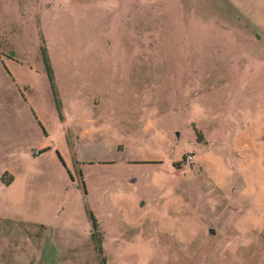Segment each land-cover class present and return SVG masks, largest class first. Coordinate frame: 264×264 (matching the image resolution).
<instances>
[{
  "label": "rangeland",
  "instance_id": "obj_1",
  "mask_svg": "<svg viewBox=\"0 0 264 264\" xmlns=\"http://www.w3.org/2000/svg\"><path fill=\"white\" fill-rule=\"evenodd\" d=\"M0 264H264V0H0Z\"/></svg>",
  "mask_w": 264,
  "mask_h": 264
},
{
  "label": "built area",
  "instance_id": "obj_2",
  "mask_svg": "<svg viewBox=\"0 0 264 264\" xmlns=\"http://www.w3.org/2000/svg\"><path fill=\"white\" fill-rule=\"evenodd\" d=\"M193 157V154L191 152L185 154V160L188 161Z\"/></svg>",
  "mask_w": 264,
  "mask_h": 264
},
{
  "label": "crops",
  "instance_id": "obj_3",
  "mask_svg": "<svg viewBox=\"0 0 264 264\" xmlns=\"http://www.w3.org/2000/svg\"><path fill=\"white\" fill-rule=\"evenodd\" d=\"M8 182H12V179L10 177L7 178Z\"/></svg>",
  "mask_w": 264,
  "mask_h": 264
},
{
  "label": "trees",
  "instance_id": "obj_4",
  "mask_svg": "<svg viewBox=\"0 0 264 264\" xmlns=\"http://www.w3.org/2000/svg\"><path fill=\"white\" fill-rule=\"evenodd\" d=\"M176 164H177V166H178V162H176L175 165H176Z\"/></svg>",
  "mask_w": 264,
  "mask_h": 264
}]
</instances>
